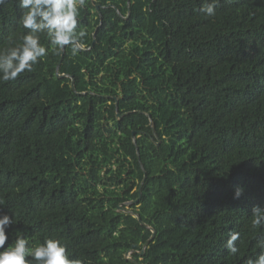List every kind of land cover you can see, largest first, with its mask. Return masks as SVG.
I'll return each instance as SVG.
<instances>
[{
  "label": "trees",
  "instance_id": "1",
  "mask_svg": "<svg viewBox=\"0 0 264 264\" xmlns=\"http://www.w3.org/2000/svg\"><path fill=\"white\" fill-rule=\"evenodd\" d=\"M202 3L85 0L80 54L65 50L58 68L52 49L0 80V201L30 243L54 234L85 264H134L128 246L140 264H244L258 251L264 0H220L214 17ZM18 15L15 0L0 6V48L24 31ZM140 195L130 210L148 227L118 210Z\"/></svg>",
  "mask_w": 264,
  "mask_h": 264
},
{
  "label": "clouds",
  "instance_id": "2",
  "mask_svg": "<svg viewBox=\"0 0 264 264\" xmlns=\"http://www.w3.org/2000/svg\"><path fill=\"white\" fill-rule=\"evenodd\" d=\"M220 0H203L199 11L214 17ZM7 0H0V6ZM19 11L17 24L24 31L18 39L8 38V46L0 48V80L14 81L48 56L52 49L64 51L70 48L77 56L86 48L89 33L79 20L85 0H15ZM43 41V42H42ZM245 193L243 187L234 189V200ZM0 201V264H85L82 258L73 256L65 240L56 235H45L39 243H30L25 231L16 224V213L4 210ZM250 224L253 229H264V206L251 209ZM15 234V235H14ZM255 238V252L244 264H264V236ZM241 233L229 234L226 248L236 256L241 249L237 242Z\"/></svg>",
  "mask_w": 264,
  "mask_h": 264
},
{
  "label": "water",
  "instance_id": "3",
  "mask_svg": "<svg viewBox=\"0 0 264 264\" xmlns=\"http://www.w3.org/2000/svg\"><path fill=\"white\" fill-rule=\"evenodd\" d=\"M129 2H131V0H129ZM99 10H100V6H98V11H99ZM101 25H102V24H101ZM101 25H100V26H101ZM99 28H100V27H99ZM99 28H97L96 33L98 32ZM96 33H95V36H96ZM94 43H95V41H94ZM64 57H65V50H64L63 53H62V58H61V61H60V63H59L58 68L60 67V65H61L62 60L64 59ZM119 117H122V116L119 115ZM133 139H134V143H135L136 146H137V141H136L135 134L133 135ZM138 154H139V150H138ZM147 178H148V177H147V174L145 173L144 180H143V182H142V184H141V186H140V193H142L143 187H144V185H145L146 182H147ZM141 198H142V196L140 195V197L138 198V200L133 201V202H129V203L126 204V206L130 207V206H132V205H134V204H139ZM120 209H122L123 211H125V212H127V213L133 215L134 217H136V218L139 220V222H140V224H141L142 226H144V227H148V226H146V224L143 222V220L141 219V216H140L137 212H134V211L130 210L129 208H125L124 206H120ZM151 230L153 231V236H152V238L146 243V245H145V247H144V250H143L142 252L139 253V254L141 255V257H143V256L145 255L146 249L148 248L150 242H151L152 240H154V238L156 237V231L153 230V229H151ZM134 253L136 254L137 252H134ZM127 259H128V258H127ZM128 260H130V261H131L132 263H134V264H140V263L135 262L132 258H131V259H128Z\"/></svg>",
  "mask_w": 264,
  "mask_h": 264
},
{
  "label": "rangeland",
  "instance_id": "4",
  "mask_svg": "<svg viewBox=\"0 0 264 264\" xmlns=\"http://www.w3.org/2000/svg\"><path fill=\"white\" fill-rule=\"evenodd\" d=\"M122 186H124V184L122 185ZM122 188V187H121ZM130 192L128 193V196L129 197H131V196H134L135 195V193L138 191V183L136 184V186L135 185H133L131 188H130ZM103 196H104V194H103ZM136 200H138V199H136ZM135 200V201H136ZM128 207V206H127ZM129 209L131 208V207H128ZM137 208H138V206H137ZM121 213H126L125 211H123L122 209H118ZM126 250H127V252H126V254H125V256H124V260L125 261H130V260H128V259H131L132 258V255L133 254H135L134 252L135 251H131L130 249H129V246L126 248ZM128 258V259H127Z\"/></svg>",
  "mask_w": 264,
  "mask_h": 264
}]
</instances>
